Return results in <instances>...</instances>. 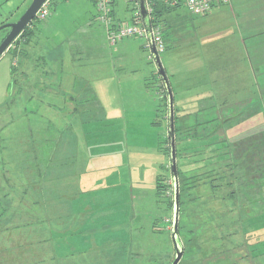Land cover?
Wrapping results in <instances>:
<instances>
[{
  "label": "rangeland",
  "instance_id": "rangeland-1",
  "mask_svg": "<svg viewBox=\"0 0 264 264\" xmlns=\"http://www.w3.org/2000/svg\"><path fill=\"white\" fill-rule=\"evenodd\" d=\"M32 1L0 0V26L17 21ZM116 4L118 24H133L135 1ZM220 7L237 15L229 23L235 30L239 25L246 41L249 62L236 59L229 66L246 71L250 32L260 33L264 48V0H230ZM54 8L49 5L46 19L33 20L34 35L12 43L15 54L7 49L0 57V264H171L168 107L148 39L132 36L144 58L117 66L121 86L114 89L120 99L103 95L101 104L88 82L108 75L73 74L83 73L82 59L71 61L83 22L72 21L69 6ZM153 12L166 37L159 56L171 87L181 75V51H204L188 45L200 29L208 28L200 41L222 42L218 51L238 35L224 31L219 19L226 15L200 24L185 6L164 9L159 20ZM49 21L54 22L45 25ZM9 31L0 30V43ZM35 40L23 75L19 52ZM57 52L60 62L51 58ZM110 54L111 48L101 50L86 62L108 65ZM233 76L235 93L215 97L213 107L207 103L197 113L203 115L200 122L189 109L181 119L173 93L184 245L179 264H264V71ZM235 174H241V183Z\"/></svg>",
  "mask_w": 264,
  "mask_h": 264
},
{
  "label": "crops",
  "instance_id": "crops-1",
  "mask_svg": "<svg viewBox=\"0 0 264 264\" xmlns=\"http://www.w3.org/2000/svg\"><path fill=\"white\" fill-rule=\"evenodd\" d=\"M117 1L118 0H115L113 4V15L116 21L120 22L121 15H119V10H117L118 8L116 4ZM51 4H54L55 10H62L65 9V6H69V8L74 11V13L72 14L73 16L72 21L75 24H77L78 22L80 23L83 22V24H80L78 26V28L80 26H83V28L79 32H77V34L74 35L75 37V42L73 43V46H75L74 52L73 53L70 52L72 58L71 61L73 63H75V60L82 59L78 62V64L83 63L81 65L83 67V73L79 74L73 72V74L94 75V73L100 72V74L97 73V75H108L107 77L90 78L91 81L88 82L89 83L88 85H91L93 87L91 92L95 95L96 98L97 97L99 98L98 101H100L101 104L104 102V100L101 99L103 95L105 96L111 95L113 101L119 100L120 99L119 93L114 89V88L118 89V87L121 86L120 80L116 78L115 75V71H117V66L119 65L124 67L126 64L136 65L135 64L136 59L141 60L144 58L143 53L141 52L139 53L137 52V50L135 51V48L137 47V42L132 40L135 37L124 38L122 41L118 42L115 46L109 45L110 47H108L109 43H108L106 27L103 25V22L99 18L100 17L99 11L94 0H64V1L50 0L49 5ZM230 10L229 9L227 10L225 7H220V5H218L209 14L198 16L199 17L198 22L200 24L201 23L204 24L209 22L211 19L226 15L225 16L227 17L226 21L224 19L225 17L219 19V21L226 24L224 25V31L226 29L232 30L231 33L234 36L235 32L233 30H235V24L231 26V22L229 23V20L231 19L234 21L237 15H234L233 11H232L233 15L230 14L231 12ZM9 13L12 14V11H9ZM242 13H246V11H242ZM56 19L57 16L54 17L53 20ZM53 22L52 21L46 22L45 25L50 26ZM242 27L245 28L246 25H242ZM204 28H202V31L200 29L199 33H196L195 39H190V41L188 42V45L194 46L195 50L197 48H201L204 49V51L202 52L189 51L186 53L187 56L185 55L184 50L181 51L180 54L184 57L179 56L178 64H179V72L181 71L180 72L181 75H177L178 79L176 86L178 87L177 88L178 93H176L175 92L176 90H174L176 86L172 87L174 95L179 96L178 99L179 103H177L176 106L180 111L181 119L183 120L187 119L185 115L186 113H188V109H189L190 111L194 112V114H196L192 118V120H194L195 122H200L201 120L203 121L204 119L203 115L197 113L202 112L201 110H206V105L208 104L211 105V107H213L212 105L215 104L213 102V99L215 97L216 98L224 97L227 96L228 94L235 93L236 87H233L231 85L232 82L235 81L233 75H254L255 73L252 67H250V64L248 65V70L246 71L243 70L242 72L239 73H236L234 70H231L229 66V62L235 61L236 59H238L236 62H240L242 64L249 62L248 57L246 58L247 55L246 50L244 49L246 41H243L241 34L242 32L239 28V25H237V29L235 30L238 33V35L237 34L235 35L237 36V38L235 39L234 36L233 39H231L234 41L230 43L226 42L225 44H223V46H221V50L219 51L216 48V46H218L222 42L218 43L215 40V38H211V37L204 38L200 41V39L203 38V35L201 34L203 32H206L208 29V28L206 29ZM209 31L212 32L214 37H216L214 34L216 30L210 29ZM32 33H33L32 35H34V32ZM253 33L254 32H250L249 35L251 36ZM164 39L166 42L165 36ZM34 42L35 44L38 43L35 40L30 45H27L25 49L23 48L22 51L19 52L20 55H23L22 63H21L23 75H27V72H29L28 65L30 64L29 63V60L31 58L30 54L35 53L34 51L36 48L35 45H32L34 44ZM249 46H251V48L256 51L255 54L256 56H264V51L262 50V47L258 44V41H256V39H254ZM108 48H111V53H112L110 54L111 61L108 65H106L104 61L101 60H99L97 64L86 62V59L89 57H100L101 50L107 52ZM8 50L6 53L15 54L14 52H12V49H8ZM58 57H59L58 52L54 57L51 56V58L54 59L56 62H60L61 60L58 59ZM34 58H35L34 63H36L38 60L36 54ZM216 59H220L218 64L214 62ZM168 61L170 62L171 60ZM94 67L96 68L94 69ZM172 76L174 77V74H172ZM141 86L142 83L140 84L139 90L141 93H143L144 90L141 88ZM243 87L244 86H242V88ZM237 88L238 90H240L241 85L237 86ZM145 96L146 95L141 97L144 98ZM206 98H211V99L208 101V99ZM106 103H110V102H106ZM209 116L211 117V115Z\"/></svg>",
  "mask_w": 264,
  "mask_h": 264
},
{
  "label": "water",
  "instance_id": "water-1",
  "mask_svg": "<svg viewBox=\"0 0 264 264\" xmlns=\"http://www.w3.org/2000/svg\"><path fill=\"white\" fill-rule=\"evenodd\" d=\"M48 0H33L29 5L27 10L22 14V16L15 22L9 24H3L0 26V30L9 27L10 31L7 36L0 43V57L4 52L10 47V45L15 41V39L23 32L26 26L35 18L36 13L39 11L41 6ZM138 9L143 21L144 26L147 30V39L150 44L151 54L154 63L157 67L159 76L163 83L165 94L167 97L168 111H167V127H168V147H169V159H170V169L171 177L173 181V217H172V228L171 236L175 248L174 259L171 264H179L184 254V245L180 240L178 233L179 224V182L177 173V160H176V139H175V115H174V98L172 87L170 84L167 72L162 64L159 53L156 49L152 34V24L151 18L147 6L146 0H137Z\"/></svg>",
  "mask_w": 264,
  "mask_h": 264
},
{
  "label": "built area",
  "instance_id": "built-area-1",
  "mask_svg": "<svg viewBox=\"0 0 264 264\" xmlns=\"http://www.w3.org/2000/svg\"><path fill=\"white\" fill-rule=\"evenodd\" d=\"M98 10L101 13V20L106 25L107 37L111 44H115L126 37L139 36L147 37V30L143 24L139 9L138 2H136V8L133 14V24H116L111 12L113 0H94ZM151 24L154 44L158 53H162L166 50V42L163 35L162 25L152 20L151 13L153 12V3L160 2L169 8H177L185 6L193 15H205L210 13L215 6L221 4H228L230 0H146ZM49 0L45 2L39 11L36 13L34 19L43 20L49 15ZM150 48L149 41L146 44Z\"/></svg>",
  "mask_w": 264,
  "mask_h": 264
},
{
  "label": "trees",
  "instance_id": "trees-1",
  "mask_svg": "<svg viewBox=\"0 0 264 264\" xmlns=\"http://www.w3.org/2000/svg\"><path fill=\"white\" fill-rule=\"evenodd\" d=\"M114 1L115 0H113V2H112V12H111V15H112V17H113V19H114V15H113V4H114ZM95 2V1H94ZM135 5H136V2H135ZM164 4H162V3H160V2H154L153 3V9H154V12L153 13H155V15L157 16V18H158V20H159V16H161L162 14H163V10L164 9H168V8H165L164 6H163ZM221 5H223V4H221ZM167 7V6H166ZM216 7V6H215ZM214 7V8H215ZM136 8V7H135ZM213 8V9H214ZM99 11V10H98ZM135 11V10H134ZM209 14V13H208ZM205 15H207V14H205ZM99 18L101 19V13H100V11H99ZM196 16H203V15H196ZM132 18H133V16H132ZM34 20V19H33ZM33 20L26 26V28L23 30V32L15 39V41L17 40V43L20 41V39H27V37H28V35H30V33L31 32H33V30H34V28H35V26H34V23H32L33 22ZM102 21V20H101ZM154 21V20H153ZM155 22V21H154ZM104 23V22H103ZM115 23L116 24H118V22H116V19H115ZM152 23V22H151ZM157 23V22H156ZM32 24V25H31ZM28 27H29V29H28ZM32 27V28H31ZM106 32H107V29H106ZM263 33H264V31H263ZM258 35H260V33H258V34H255V32L250 36L251 38H254V39H256V41H258V39L260 38ZM253 39V40H254ZM260 41H258V43H259ZM16 43V42H15ZM118 43V42H117ZM117 43H115V44H117ZM12 45V44H11ZM11 45H10V47L8 48V49H10L11 48ZM114 45V44H113ZM13 47H15V45H13ZM167 48V47H166ZM253 50V49H252ZM263 51H264V48L262 49ZM256 54V51L255 50H253L252 51V54H250V57H251V61H250V64L252 65V68H253V70L255 71L256 69H259V68H261V69H263L264 70V56H256L255 55ZM251 55H253V58H252V56ZM15 66V64H13V67ZM160 81H161V79H160ZM160 86L161 87H163L164 88V86H163V83H162V81H161V83H160ZM165 90V89H164ZM165 97H166V94H165ZM166 99H167V97H166ZM167 101V100H166ZM167 106H168V104H167ZM175 115V114H174ZM175 117V116H174ZM176 122V121H175ZM176 129H177V127L175 126V133H176ZM177 134V133H176ZM176 149H177V145H176ZM177 152V151H176ZM195 153H196V151H195ZM177 154V153H176ZM195 155V154H194ZM196 157V156H195ZM177 160H178V158H177ZM223 160H220V162H222ZM235 176H236V178H238V182H242L241 181V174H235ZM231 195H234V194H232L231 193ZM179 199H180V197H179ZM179 202H180V200H179ZM178 233H179V226H178ZM180 236V235H179ZM181 262V261H180ZM179 262V263H180Z\"/></svg>",
  "mask_w": 264,
  "mask_h": 264
},
{
  "label": "bare ground",
  "instance_id": "bare-ground-1",
  "mask_svg": "<svg viewBox=\"0 0 264 264\" xmlns=\"http://www.w3.org/2000/svg\"><path fill=\"white\" fill-rule=\"evenodd\" d=\"M135 9V8H134ZM33 23V22H32ZM32 25V24H31ZM32 28V27H31ZM28 29H29V27H28Z\"/></svg>",
  "mask_w": 264,
  "mask_h": 264
}]
</instances>
